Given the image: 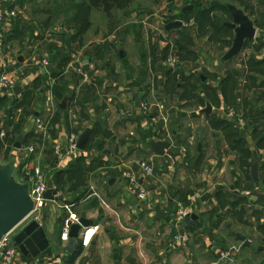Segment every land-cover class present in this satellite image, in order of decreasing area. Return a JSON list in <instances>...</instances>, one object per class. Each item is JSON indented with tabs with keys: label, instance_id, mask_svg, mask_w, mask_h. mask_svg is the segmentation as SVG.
Wrapping results in <instances>:
<instances>
[{
	"label": "crops",
	"instance_id": "0c3cea01",
	"mask_svg": "<svg viewBox=\"0 0 264 264\" xmlns=\"http://www.w3.org/2000/svg\"><path fill=\"white\" fill-rule=\"evenodd\" d=\"M22 1L23 0H14L19 12L22 8L20 5ZM226 5L232 4L227 3ZM236 7L241 9L238 6ZM242 11L245 12L246 10ZM245 14L249 18L251 17L247 12H245ZM250 19L253 21L252 18ZM11 21L6 22L4 29L7 33L10 31V34H15L17 29H15V25H13ZM253 23L255 25V22ZM255 27L257 29L256 38L252 41H247L244 46L245 50L248 49L247 45L250 42H252L253 46H256L253 47L255 57L251 58V56L246 63L248 70L251 65L253 66L258 63H262L261 65L264 67V31L260 30V27L256 25ZM20 28L24 30L25 27L23 26ZM53 41V46L55 48L59 47L63 52L62 48L65 43L59 38ZM99 45L100 43H96L95 48H93L91 52H85V49L79 45L76 51H74L75 48L70 49L66 46L67 50L74 51L71 52L70 55L75 60H79L81 56L91 53L89 58H82L80 60L83 73L81 72V77L78 76L77 78H81L82 81H86V83L90 82L89 84H94L90 86L92 89L96 86L95 92L98 93L100 100L94 101V109L89 107L93 102L89 101V98L92 96V93L87 91L89 87L84 85L82 91L77 93L75 91V85H70V83H73V80L71 81L67 78V73L69 72L67 69H69L71 64L62 62L64 59L68 58L66 54H69V52H65L64 56L61 57H59L60 53L54 54L48 52V54H51V57L49 58L50 65L46 69V75L42 76V72L39 73V70L35 68L33 74L34 79L29 82V78L19 81L17 76L16 62L20 61V63H22L23 58L19 57L14 60L9 49L6 47L5 63L11 66V72H13L12 76L17 80V87H21L22 89L20 95L14 93L13 95H7V97L12 99V101L20 99L22 94L28 91V88L31 86L30 89H32L37 81L43 80L46 83L50 81V83L47 84L48 89L43 87L41 90L37 91V95L44 94L46 97L47 109L44 108V112L48 113V111L51 112V110H53L50 108V103L53 102L52 107L54 103L57 105L56 111L55 113L51 112L52 115L51 117L48 116V118L51 119L56 114H67L68 117L67 122L64 120L62 121L61 118L55 122L53 127H49V123H46L47 118L44 117L40 111H36L30 115L32 116L31 119H24L25 122L22 123L23 129L20 134V136L24 137L22 148L17 150L14 147V150L19 153L22 152L21 154L25 156L23 149L28 146H35L37 154L25 160L24 167L23 165L21 166L23 170L20 176H23L26 167H33L38 162H41V164L48 169L50 175L47 176L52 180L54 171H66L79 160H82L87 168H89V171L86 173L88 180L87 189H82L80 194L82 196L73 195L71 193L67 195L65 192H62V197L57 201H48L45 208L39 214L38 220L36 219L45 230L47 239L50 243L51 253L32 257L31 255H23L19 250V255L15 264H240L238 262L239 259L247 254L255 258L264 256V250H254L245 246L238 236H245L248 241L259 246V248H264V242L260 243L256 241L255 238H251L242 231H235V225L233 223L226 222L225 226H221V223L229 217L237 219L241 227H253V223L248 218L249 213L252 212L250 216L257 222L255 227L264 236V220L261 218V210H250L252 207L258 206L257 196L252 195L253 197H246L242 192V195H240L237 200H233L230 199L231 193L229 189H214V180L225 176L226 167L223 165L221 168H216L212 176L205 174L204 167H200L202 158L206 159L205 165L208 164V166H213L215 158L213 157L214 155L211 156L209 153L205 155L200 146H198V148L193 147V153L190 149L188 151L186 148L187 153L183 156L181 151H175L176 146L173 142L171 143L166 139H160L161 141L171 144L170 149L166 150L163 155H159L155 151L158 156L164 157L162 159L164 161L159 162V168H156V173L160 172L161 176L156 177V181L154 178L146 181V188L149 191L147 200L140 201L132 195L124 179V173L127 167L135 166L133 161L137 159L133 160L132 158L134 157L126 153L124 145H127L126 142L130 140V136H134L135 127L138 128L141 138L145 142H147L146 137L149 133L152 137H155V134L160 135V130H157L156 127V122L159 120L158 116L149 113L148 123L145 124L144 119L137 115V109L141 108V104L139 105L141 99H151L154 94L159 93V89H162L163 93L167 95L166 88L170 84V77L167 78L165 74L157 73L153 80H151L152 77H150L147 79V83H144L139 80H143V77L138 73L135 75L139 76V79L137 76L135 77V75H133L128 77V80H123V75H120L123 73L122 69L110 67L109 77H102L104 80L99 79L98 76L100 74L94 70L91 60V58L94 57L92 54H96ZM240 54L245 55V53ZM119 57L120 60L124 59L125 53L121 51ZM35 61L34 59V62ZM86 62H88V65H85ZM77 63H79V61ZM60 64L65 65L62 75H51L52 71L57 70V66ZM87 67L90 68L89 72L86 71ZM48 69L51 70L49 71ZM127 69H131V67ZM141 69L145 77V73L148 69L145 68L144 64H142ZM123 70L126 72L125 69ZM115 71L116 74L120 76L115 78V76H113L114 73H112ZM250 71L251 70H249V72ZM148 73L151 72L149 71ZM76 76L77 75H74V77ZM200 77L204 82V77L202 75ZM260 77L261 79L258 81ZM251 78H254V81H252ZM62 79L68 81L69 84L66 89L65 98H63V101L67 99L66 110L60 109V105L63 101L59 103L55 94L57 90L55 87L59 86L57 82H60ZM248 81L249 87H246ZM263 81L264 75L255 74L252 71L248 73L247 79L241 77V84L239 86H242L244 91H239V89H237V97L235 98V109L238 110L237 112L241 114L242 118L244 117L246 121L250 122L249 125L252 127V132L249 135L252 143L245 139V148L251 152L250 158L252 159V153H255L259 162H261L259 152L262 154L264 148L256 145L257 141L253 133L254 130L262 131L264 137ZM222 82L226 83V78H224ZM29 83L31 86L27 87ZM253 84L257 85V87L250 89ZM68 88L72 89L69 93L72 94L74 92V97L70 96ZM176 91L175 95L176 99H178L182 95L179 93L181 91V85L176 88ZM109 93L112 95L109 96ZM166 95L163 96L164 103L168 101L167 98L169 96ZM77 99L80 100L81 106L73 104L78 102ZM205 101V106L199 108L198 111L199 114H203L207 118V122L209 123L208 120L215 115L216 111L212 102L209 100ZM70 105L74 108H78L79 112H85L87 114V120L90 124H88V127L86 125H79L80 122L77 121L75 113H71V111L73 112L74 110ZM208 105L212 107V112L209 116L203 113ZM163 107L164 106H162V108ZM223 108L224 107H222L221 110ZM226 109L224 108L222 111L225 112ZM142 111L147 115L148 109L146 111L142 109ZM153 111L154 110H152V112ZM68 113H70L71 117L68 116ZM175 117H178L176 113ZM38 121L44 123L46 132L37 128ZM162 127H164L163 123ZM88 128L91 129L90 138L93 130H95V128H100L98 136L96 137V142L99 143V146L95 145V143L90 144L89 138L85 151L79 150L75 156L67 157L61 162L58 161L54 156L55 146L64 145L73 134L79 135L80 137V134ZM4 130L6 131V128H4ZM174 132H176L175 129L172 131V135L176 137V133L174 134ZM161 133L163 136L165 135L163 131H161ZM29 134H32L33 137L25 141V137ZM155 140L160 141L158 138ZM47 145L51 147L50 153L45 150ZM234 147L233 151H238L240 155H243L241 151ZM211 148H213V145H211ZM171 152H173V155ZM151 160L152 159L149 158L147 161L153 162V160ZM223 160H225V158ZM263 166L264 165H262V167ZM262 167L260 166V171L263 174L264 169ZM231 169L233 170V168ZM164 177L165 179L162 180ZM150 182H153V185H149ZM258 182L254 183L257 184ZM53 183L54 190L56 191L57 186L54 180ZM94 193H97L99 197L95 196ZM76 197L79 199L76 200L77 202H74L73 200H75ZM240 200H243L244 203L241 202L237 207H233V204L239 203ZM65 203L75 205V211L79 215V219L85 214L87 220L93 221L94 224L90 227H99L93 240L87 246L83 244V233L85 229H82L75 250V252L77 251V255L75 256H72L75 252L73 254L68 252V245L71 240L68 243L61 241V229L67 217L61 205ZM180 207L192 211L191 216L183 221L180 226V230L189 234V241H191V239L193 241L189 247L190 252L188 253L185 252L186 249H184L188 247V244L186 246L178 245L173 240L176 234V213ZM159 213H163V216L159 217ZM256 214H259L260 217H255ZM193 215L197 218L193 219ZM33 220H35V217H30L15 231L14 235ZM233 240L238 242V247L234 246L230 248V242ZM219 247H221V249ZM219 249L221 251H219ZM222 249H226V253H229V256L232 257H229V259L223 258L221 255Z\"/></svg>",
	"mask_w": 264,
	"mask_h": 264
},
{
	"label": "rangeland",
	"instance_id": "374dc122",
	"mask_svg": "<svg viewBox=\"0 0 264 264\" xmlns=\"http://www.w3.org/2000/svg\"><path fill=\"white\" fill-rule=\"evenodd\" d=\"M74 1L76 2L74 5L73 0L22 1L19 16L11 22L15 25L16 31H19L21 29L20 27H25V37L20 38L16 36L9 40L10 35L14 33L10 34L11 32L9 31L6 34V47L9 49L13 59L23 58L22 63L15 61L19 81L26 78H29V82L32 81L34 79L33 74L35 68L39 70V73L42 72V76L46 75L38 63L43 59H47L50 63L49 58L51 54H48V52L54 54L60 53L59 57L64 56L65 52H69V54H66L68 58L62 62L71 64L69 69H67L69 71H67V78L71 81L73 80V83H70V85H75L74 87H76L75 91L77 93L82 91L84 85L89 87L87 91L92 93L89 101H93L89 107L94 109V101L100 100L98 93L95 92L96 86L92 89L90 86L94 84H89L90 82L86 83L81 78H77L82 75L79 71L82 68L80 60L82 58H89L91 53L81 56L79 60L73 59L70 53L76 51L78 45L84 48L85 52H91L95 48L96 43H100V45L98 46L96 54H92L94 57L91 60L94 70L100 74L98 76L99 79L104 80L102 77H109L110 67H115L116 69L121 68L123 73L120 75H123V80H128V77L139 73V75H142L143 80L139 79L137 75L135 77L137 76L144 83H147V79L150 77L153 80L157 73L165 74L167 78L170 77V84L166 88L167 95L163 93L162 89H159V93L154 94L151 99H141V102L139 101L141 108L137 109V115L144 119L145 124L148 123L149 113L158 116L159 120L156 122V127L157 130H160V135L155 134V137H152L149 133L146 137L147 142H145L141 138L138 128L135 127L134 136H130V140L126 142L127 145H124L126 153L134 157L132 158L133 160L137 159L133 161L134 164L138 161H147L151 158L153 160L154 174L150 179L154 178L155 180L156 177L161 176L160 172L156 173V168H159L160 161H164L162 160L164 157L158 156L154 149V144L165 142L160 139H166L171 143L173 142L176 146L175 151L178 152L181 151L182 147H185L193 153V147L198 148L200 146L205 155L209 153L211 156L214 155L213 157L215 158L213 166L205 165L206 159L202 158L200 167H204L205 174L212 176L216 168H221L223 165L226 167L225 176L214 180V189H229L231 193L230 199L233 200H237L242 195V192L248 190L250 192L248 197L255 195L258 198V206H254L250 210H261V218L264 220V171L263 174L260 171L259 182L257 184L254 183L250 174V156L246 153L240 155L238 151H233V147L236 144L241 146L238 143L240 138L244 139V141L245 139L249 140L252 143L249 137L252 132V127L249 125L250 122L246 121L244 117L245 126L240 127L237 118L228 116L229 109L238 111L235 109L237 92L235 94L234 91L232 94L233 86L222 82L224 78L229 79L233 77L232 72L236 71L241 76L235 75V77L248 78V73L250 72L247 69L246 63L251 56V58L255 57L253 47L256 46H253L252 42H250L247 45L248 49L245 50L243 48L241 52L245 53V55L240 54L232 61L223 63L222 58L231 48L235 34L231 30L221 34L216 32L215 36V32L211 29L214 24H218L220 21H223V23L224 21L232 23L231 16L225 15V11L223 10V5L230 3L240 7L242 10H245L247 8L246 6L249 5L250 8L245 12L251 16L250 18L253 19V22L257 20L258 27L264 31V2L262 3L260 0H119L117 2L111 1L110 4H104L103 2L98 9L92 10V13L82 12V18L89 17L86 21H92V26L88 27L87 33L83 34L85 35L84 39L82 37L83 35H81L79 37L80 39L69 43L66 40H68L69 36L76 33L75 31L79 28L76 27V30H74L72 28L73 25H67L71 12L76 8L77 3H81L82 1L89 2L90 0ZM185 8L188 9L183 13ZM197 9L203 10L206 14H201L197 18L196 13H200L194 12ZM214 16L217 19L215 21ZM209 19L212 21L207 23ZM177 21L182 22L183 25L181 28L170 31L164 30V26ZM79 26H81L80 23ZM208 33L212 35L207 37L209 36L207 35ZM17 34L15 32V35ZM58 38L65 43L62 48L63 52L59 47L55 48L53 46V40ZM66 46L70 49L75 48V50H67ZM121 51L125 53V58L122 60L119 59ZM34 59L36 60L35 62ZM78 61L79 63H77ZM142 64L148 69L145 77L141 69ZM130 67L131 69H127ZM149 71L151 73H148ZM112 73H114L113 76L115 78L120 76L116 74V71ZM74 75L77 76L74 77ZM201 75L204 77V82L202 79H199ZM260 79L261 77L258 78V81ZM49 83L50 81L46 83L43 80H39L34 90L38 91L43 87L48 89L47 84ZM179 85H181V91L179 93L182 95L176 99L175 92H177L176 88ZM30 86L31 84L29 83L27 87ZM62 87L63 85H59L55 89L62 91ZM246 87H249V81ZM238 89L239 91H244L242 86H239ZM71 90L68 88V93ZM73 93H69L70 96H73ZM111 95L109 93V96ZM165 95L170 97L167 98L168 101L166 103L163 102V96ZM232 97L234 100H232ZM205 100L212 102L216 111L215 115L208 120L209 123L207 122V118L203 114H199L198 111L199 108L205 106ZM57 101L60 103L63 99L59 97ZM77 101L76 104H73L81 106L80 100L77 99ZM33 102L34 104L32 103L31 108L28 110L29 115L40 111L47 118L46 123H49V127H53L55 122L61 118L62 121H68L67 114H56L51 119L48 118V116L51 117V112L55 113L57 105L54 103L52 107L51 102L50 108L53 110L51 112L48 111V113L44 112V108L47 109V101L44 94H36ZM162 106L164 107L162 108ZM70 107L72 106L70 105ZM222 107L228 109L224 112L222 111L224 108L221 110ZM72 108L74 111H71V113H75L77 121L80 122L79 125H86L88 127L87 114L85 112H79V109L76 107ZM9 109L8 106L2 109L0 115L3 116ZM142 109L145 111L148 109L147 115H145ZM152 110L154 111L152 112ZM9 113L14 116V122H22L20 110H11ZM175 113L178 115L177 118L175 117ZM68 114L70 116V113ZM29 115L27 118L31 119L32 116ZM162 123L164 127H162ZM12 129V127L6 128L7 139L9 134L14 132ZM174 129L176 131L174 132V134L176 133V137L172 135ZM161 131L165 133L164 136ZM157 138L160 141H156L155 139ZM211 145H213V148H211ZM241 147H245V144H242ZM45 148L50 153L51 147L47 145ZM21 153L14 150V144L12 145L7 142L6 146L0 145V163L7 164L15 162L19 179L22 178L20 176L23 170L21 166L23 165L24 167V162L28 159V156H23ZM171 154L173 155V152ZM259 155L261 160L260 166L262 167L264 165V152L262 154L259 152ZM224 158L225 160H223ZM43 168V171L47 175H50L48 169L44 166ZM164 179L165 177L162 180ZM149 185H153V182H150ZM251 214L252 212L249 213L248 218L253 223V227H241L237 219L229 217L221 223V226H225L226 222L233 223L235 225V231H242L251 238H255L256 241L260 243L264 242V236L255 227L257 222L250 216ZM255 217L260 216L256 214ZM188 242L186 243L188 247L184 248L187 253L190 252L189 247L193 241L191 239ZM234 246L238 247V242L235 240L230 242V248ZM219 248L221 249V247ZM220 249L219 251H221ZM226 254V249H222L221 255L223 258ZM238 262L240 264H264V256L255 258L247 254L241 257Z\"/></svg>",
	"mask_w": 264,
	"mask_h": 264
},
{
	"label": "water",
	"instance_id": "95a60500",
	"mask_svg": "<svg viewBox=\"0 0 264 264\" xmlns=\"http://www.w3.org/2000/svg\"><path fill=\"white\" fill-rule=\"evenodd\" d=\"M231 17L232 23H225V27L231 29L235 33L233 45L229 51L224 55L223 62L231 61L238 56L243 50L247 41H252L256 38L257 29L253 21L245 14L244 11L238 9L236 6H227ZM188 8L183 10V13ZM182 22L177 21L170 23L164 27L166 31L179 29L182 27ZM85 65H88L86 62ZM49 71L51 69H48ZM86 71L89 72L90 68L87 67ZM92 74V73H91ZM21 87H16L14 93L16 95L21 94ZM67 99L60 105L61 110H66ZM212 112V107L208 105L203 113L209 116ZM1 134V129H0ZM91 135V129H86L80 134L77 148L80 151H85L89 138ZM23 136H19L15 144V148L20 150L22 148ZM171 144L169 142H161L154 144V149L157 154L163 155L166 150L170 149ZM17 165L15 162L7 164L0 163V242L6 236L15 232L21 227L33 214L34 202L30 195V187L27 183H22L17 177ZM260 162L255 153H252L251 159V177L254 182L259 181ZM56 191L54 190V183L52 179L48 180V191L45 195V199L49 202L55 200ZM159 217L163 216V213L158 214ZM193 219L197 217L192 216ZM93 221H89L86 215L83 214L78 223L74 224L71 229L70 238L71 241L68 245V252L73 254L78 245L80 239V233L82 229H87L92 226ZM240 241L245 246L254 250H264L259 246L251 243L245 236H238ZM14 242L18 246L20 252L25 255H31L37 257L39 255H47L51 253L50 243L47 239L45 230L36 221H30L26 224L16 235H14Z\"/></svg>",
	"mask_w": 264,
	"mask_h": 264
},
{
	"label": "built area",
	"instance_id": "2783aa9c",
	"mask_svg": "<svg viewBox=\"0 0 264 264\" xmlns=\"http://www.w3.org/2000/svg\"><path fill=\"white\" fill-rule=\"evenodd\" d=\"M19 16V9L14 0H0V94L3 96L13 95L14 90L17 87V80L12 76L11 66L5 63L6 54V40L7 32L4 29L6 22L16 19ZM38 65L41 70L46 72L50 63L47 59L39 61ZM83 73V70L80 69ZM53 103V102H52ZM229 117H235L238 119V125L244 127L245 121L240 114H238L234 109H229ZM37 128L41 131L46 132L44 123L38 121ZM43 133V132H42ZM7 133L5 130L1 129L0 141L6 139ZM79 140V135H71L64 145H56L54 148V156L58 161H63L67 157L75 156L78 153L77 143ZM25 156L32 157L37 154V149L35 146H28L23 149ZM187 153L186 148H181V154L185 156ZM43 165L38 162L33 167H26L21 179L18 180L22 183H27L30 187V195L34 202V212L31 218L34 216L35 220H38V216L41 211L45 208L48 201L45 199V195L48 191V176L47 173L43 171ZM154 174V166L150 161H139L135 163V166H130L125 169L124 179L128 184L132 195L140 201H145L148 198L149 191L146 188V181H148ZM93 190V189H92ZM243 194L248 197L250 195L249 191L243 192ZM95 196L99 197L97 193ZM62 197V192L56 191L55 201ZM106 205V204H105ZM61 208L67 214L61 229V241L68 243L70 238V233L72 226L79 221V215L75 211L74 204H63ZM192 211L180 207L177 216L176 223V234L173 240L178 245H186L189 241V234L180 230V226L183 221L191 216ZM99 227H90L85 229L83 233L84 245H89L93 240V237L97 233ZM14 233L6 236L0 242V264H15V261L19 255V248L14 242ZM229 253H227L224 258L229 259Z\"/></svg>",
	"mask_w": 264,
	"mask_h": 264
},
{
	"label": "trees",
	"instance_id": "16d2710c",
	"mask_svg": "<svg viewBox=\"0 0 264 264\" xmlns=\"http://www.w3.org/2000/svg\"><path fill=\"white\" fill-rule=\"evenodd\" d=\"M117 2L119 0H90L89 2H85L82 1L81 3H77L76 8H74V10L71 12L70 18L67 21V25H73L72 28L74 30H76V27L78 28V30H76L74 34H72L71 36L68 37V40H66L69 43H73L74 41L80 39L79 37L81 35H83L84 33H87V28L92 26V21H89L86 19H89V17H83L82 18V12H88V13H92V10L94 11L95 9H98V7H100L102 5V3L104 2V4H110V2ZM263 3V0H260ZM73 5L76 3L73 0ZM107 7V6H106ZM247 8H245V10L247 11L249 7V5L246 6ZM109 8V7H108ZM196 9V8H195ZM223 10L225 11V15H230V12L227 8V5H223ZM200 12V13H196L197 14V18L203 14L205 15L206 12H204L203 10H194V12ZM60 13V12H59ZM59 13H57V15H59ZM56 15V17H58ZM68 18V17H67ZM214 21L217 20L215 18V16L213 17ZM212 20L209 19L207 21L211 22ZM79 23L81 24V26H79ZM226 22L224 21H220L218 22V24H214L211 29H213L214 35L216 36V32L218 34L221 33H226L231 31L229 28L225 27ZM255 25L258 27V22L257 20H255ZM72 30V29H69ZM18 34L17 35H12L9 37V40L15 38L16 36H19L20 38H24L26 31H24L23 29H20L19 31H16ZM207 37H210L212 34L208 33ZM83 39L85 37V35L82 36ZM81 37V38H82ZM220 40V39H218ZM262 63H258L256 65H251L250 69L252 72H254L255 74H262L264 75V67L261 65ZM65 67V65L60 64L57 66V70L52 71L51 75L53 76H61L63 73V68ZM250 71V72H251ZM47 72H45L46 74ZM233 73V77L226 79V84L233 86V90L231 91L232 94L234 93V91L236 92V90L238 89L239 85L241 84L240 82V74L236 71V72H232ZM235 75H240L239 77H235ZM199 79L201 80V77H199ZM252 81H254V78H251ZM38 82V81H37ZM263 86H264V81L262 82ZM59 85H63L62 87V91L61 90H56L55 94L57 96V98H65V94H66V89L68 84V81H64L63 79L58 83ZM36 86V84L33 86L32 89H29V91H25L20 99H15L12 101V99L8 98L7 96H3L0 95V113L2 111V109L6 108L7 106L10 108L9 111L11 110H21L22 111V116H20V118L22 119L21 123H17L14 122V116L10 115L9 111H7L3 116L0 115V129L2 128L4 130V128H9L12 127L14 130L13 133L9 134L8 139L6 138V140L4 142L0 141V145L1 146H6L7 142L10 144H16V140L17 138L20 136V134L22 133V129H23V121L25 118L28 117L29 115V108H31L33 101L36 98V94L37 91L33 90L34 87ZM254 87H257V85L253 84V86L250 87V89H253ZM65 90V92H64ZM234 98L232 97V100ZM31 115V114H30ZM29 115V116H30ZM2 123V124H1ZM100 130V128H95V130H93L92 132V136L90 138L89 143L90 144H94L99 146V143L96 142V137L98 136V131ZM17 132V133H16ZM256 142V145L261 146V148H264V137L262 135V131H258V130H254L253 133ZM32 134H29L25 137V141L28 140L29 138H32ZM239 144H244V139H239L238 141ZM238 146L236 144V146L234 147L235 149H238L239 151H241L243 154L246 153L248 156H251V152H249V150L245 147H241ZM264 169V166L262 167ZM89 171V168H87V166L84 164V162L82 160H79L77 163H75L70 169L66 170V171H54V173L52 174V178L55 182V185L57 186L56 191H61V192H65L67 195L68 193L73 194V195H80L82 192V189H87V177H86V173ZM82 196V195H80ZM79 198L76 197L75 200H73L74 202H77L76 200H78ZM244 203L243 200H240L239 203H234L233 207H237L240 203ZM77 255V251L72 255L75 256Z\"/></svg>",
	"mask_w": 264,
	"mask_h": 264
}]
</instances>
